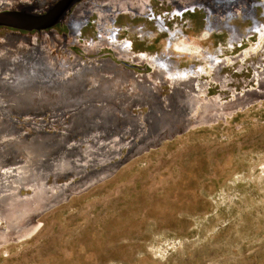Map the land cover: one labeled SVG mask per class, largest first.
Here are the masks:
<instances>
[{
  "label": "rangeland",
  "instance_id": "1",
  "mask_svg": "<svg viewBox=\"0 0 264 264\" xmlns=\"http://www.w3.org/2000/svg\"><path fill=\"white\" fill-rule=\"evenodd\" d=\"M3 1L16 6L0 21L20 25L0 26V62L43 71L25 70L23 88L21 70L0 65V173L10 164L40 189L10 179L7 197L46 200L17 213L21 228L12 215V231L0 225V264H264V0ZM100 19L124 56L96 47ZM165 78L199 83L198 101L161 95ZM50 90L87 98L55 107ZM73 112L88 120L65 123ZM53 115L64 131L50 130Z\"/></svg>",
  "mask_w": 264,
  "mask_h": 264
},
{
  "label": "bare ground",
  "instance_id": "2",
  "mask_svg": "<svg viewBox=\"0 0 264 264\" xmlns=\"http://www.w3.org/2000/svg\"><path fill=\"white\" fill-rule=\"evenodd\" d=\"M10 1V0H9ZM49 2H50V0H48ZM48 1H46V2H48ZM90 1H92V0H88L87 2H90ZM161 1H163V0H161ZM165 1V0H164ZM166 1H168V0H166ZM195 0H188V2H187V4H191V3H197V2H194ZM7 2V1H6ZM5 2V3H6ZM12 2V1H11ZM139 2V1H138ZM141 2V1H140ZM139 2V3H140ZM108 3V2H107ZM199 4H202V3H200V2H198ZM13 4V2L12 3H10L9 2V4H4V1L3 2H0V12H2V13H4V12H12L13 10H15V9H13L16 5H12ZM44 5H45V3H43ZM41 5V4H40ZM49 5V4H48ZM86 4H85V2L84 3H80L78 6H77V8H75L74 9V11H73V13H72V15L70 16V18L68 19V23H69V25H71V27H69V29H70V33H69V36H68V38H69V41L70 42H68V47L69 48H80V45H78V44H75V43H73V38H77V34H79V33H77V34H74L75 33V31H76V29H74L73 27H74V25H75V23L77 24L78 22H80L79 21V19H84L83 18V16L84 15H82L81 14V12H82V10H83V7L85 6ZM141 6H136V7H133V9H136L137 10V12L140 14V15H142V14H144V13H146V11H145V8H144V5H143V3L142 4H140ZM212 4H210V6H211ZM20 6V5H19ZM97 6H99V7H102L103 9H106V5H103V6H100V4L99 5H97ZM116 6H117V3H116ZM116 6H114L115 8H116ZM131 7L133 6L132 4L130 5ZM207 6V5H206ZM209 6V8H211ZM48 7V6H47ZM96 7V6H95ZM124 7H126V4L124 5ZM13 9V10H12ZM126 9H129V10H131L130 9V7H128V8H126ZM211 10V9H210ZM17 11V10H16ZM130 14H131V12H129ZM125 14V13H124ZM126 14H128L127 12H126ZM133 14V13H132ZM131 14V15H132ZM134 14H135V12H134ZM44 15V14H43ZM91 15V14H90ZM138 15V14H137ZM133 16V15H132ZM32 19V18H31ZM28 21H31V20H28ZM102 21H104V19H100V22H99V24H98V30H97V32L101 35V43L99 42H97L96 43V47H98V45H102L103 46V44H104V46L102 47V48H105V49H107L108 47H106V45L105 44H107V43H109V42H105V37L103 36V34L102 33H104V30H102L101 29V26L103 25V22ZM76 26V25H75ZM104 28V27H103ZM33 29H36V28H33ZM105 30H107L108 29V27L107 26H105V28H104ZM100 31V32H99ZM105 34V33H104ZM106 35H107V37H108V33H106ZM5 40H7V41H9V40H11L10 38H6ZM107 40H109L110 41V38L109 39H107ZM117 41H115V43H113V41L111 42V43H113V44H111V43H109L110 44V47H111V49L110 48H108L109 50H112L113 51V53H114V55H115V57H119L120 55H125V52H124V47H123V45L122 44H117L116 43ZM65 46H66V44H65ZM91 48V47H90ZM89 47H86V49H85V47H83V50H88L89 52L87 53V55L88 56H91V55H93V54H96L92 49H90ZM100 48V47H99ZM82 49V48H81ZM169 49V48H168ZM128 50V49H127ZM87 52V51H86ZM250 52V51H249ZM249 52H244V53H241V54H239L237 57H232L231 58V60H229V61H231L232 62V66H234V65H237V63L238 62H235V61H237V59L239 58L240 60L242 59V60H244L245 62H246V56H248V54H250ZM123 55V56H124ZM18 58V57H17ZM236 59V60H235ZM128 61H130L129 59H127ZM126 60V61H127ZM148 61L146 62V65L148 66H150L151 68H153L154 69V58H151V59H147ZM233 60V61H232ZM235 60V61H234ZM135 61L136 60H134L133 59V61H132V59H131V61L130 62H134L135 63ZM157 62V61H156ZM4 63H7V66H9V67H12V71H13V73H16V71H18V70H21V74H19V75H16V78L18 79V81L19 82H21L22 83V87L24 88V87H26V85H28L27 83H25L23 80L25 79L24 78V75L26 74V73H23L25 70H31L32 71V68H34L33 69V71H43V69H41L40 68V66H37V65H34L33 63H26V62H20L19 60H16V58H10V59H8L6 62H0V65H2V64H4ZM230 62H227V63H225L224 62V64H226V66H228V64H229ZM261 64V63H260ZM161 65V64H160ZM263 69H264V64H261L260 65ZM38 69V70H37ZM163 71V70H162ZM43 74H45V73H43ZM202 76H203V74H202ZM169 78V77H168ZM255 78H257L256 77V75H255ZM255 78H252L251 79V82H254V81H256V79ZM200 79H202V78H200ZM26 81V80H25ZM161 79H159V80H154V82H156L157 84H159L158 85V91L161 93V95H164V93H165V91H163V88H168V91H173V90H175V91H180V93L183 95V97H184V109H186V110H189V109H187V106H188V104L189 103H186L185 104V100H188V99H186V97H189V99L190 98H193L195 101H198L197 100V98H198V96L199 95H201V93L202 92H200V89L198 88V85H199V83H189V84H186V85H184V87L182 88V87H176V83H177V81L175 82L174 81V79L172 78V79H163L161 82ZM198 81H199V79H198ZM257 81H258V78H257ZM218 83V82H217ZM259 84V83H258ZM86 86L87 85H85V88H86ZM84 87V85H82L81 86V88H83ZM186 87V88H185ZM85 88H83V89H85ZM32 90H35V88H33ZM7 91V89H5L4 90V92H6ZM28 90H23V92H22V94L21 95H19L17 98L18 99H23V98H31V100H35V99H37L36 98V96H37V93H34V92H32V91H29V92H27ZM52 90H50L49 91V93H47L46 94V96L47 97H49V103L50 104H52L53 106H55V107H57L58 106V103L59 102H61V101H67L68 99H69V101H71L72 103H73V105H76V104H79L80 102H82L84 99H86L87 97H86V95L85 94H83V93H79V92H77V93H71V94H66V93H64V94H60V93H50ZM167 91V92H168ZM53 92V91H52ZM200 98V97H199ZM191 101V100H190ZM220 103V102H219ZM120 111H125L126 110V108H123V102H119V104H118V107H117ZM125 109V110H124ZM127 109H130V112H134L135 110H142V106H137L136 108H135V106H132V107H130V106H128L127 107ZM211 110H212V108H211ZM234 113H235V111H233ZM76 112H73V113H66L65 114V116H63L62 118V120L63 121H65V123H69L71 126L73 125V124H77V123H83L84 121L83 120H88V117H85V116H83L82 114L83 113H81V112H77L76 114H75ZM119 113V112H118ZM228 114V113H227ZM230 114V113H229ZM215 115V114H214ZM217 115V114H216ZM221 115V114H220ZM223 115V114H222ZM225 115V114H224ZM223 115V116H224ZM113 117L111 118V120H114L116 123L115 124H118V125H116V129H119V125H120V120H121V115L120 114H115V115H112ZM227 116V115H226ZM228 116H230V115H228ZM54 117V118H53ZM53 117H51V116H49L48 118H47V122L50 124V125H52V123L54 122V126H52L51 128L50 127H48V128H50V130L51 129H58V130H65L64 129V127H62L61 126V124H60V122H57L56 121V116H54L53 115ZM211 117V116H210ZM221 117V116H220ZM220 119V118H219ZM216 120V119H215ZM119 122V123H118ZM209 122H211L210 120L208 121V123ZM214 122V121H213ZM212 124V123H211ZM110 125V124H109ZM108 125V126H109ZM110 128V127H109ZM111 129V128H110ZM133 130H135V128H133ZM63 142H67V141H63ZM54 152V151H53ZM55 153V152H54ZM56 154H57V151H56ZM103 165V164H102ZM5 166V165H4ZM3 166V167H4ZM91 166H94L93 164L91 165ZM5 170L6 171H4L3 173L1 172L0 173V212L1 213H3V215H4V218H2V216H0V225H5L7 228H9L11 231H12V226L9 224V220H8V217L7 216H10V215H12L13 216V218H18V215H17V213H19V212H21V211H24V212H28L29 213V211L34 207H36V208H40V206L43 204V202L46 200H42L41 201V203L37 206V205H35V201L34 200H30V198H27V199H23V200H18L17 198L15 199V197H12V196H9V197H7V195H8V191L11 189V187H9L10 186V184H9V180L10 179H17V180H19L20 181V187H19V189H20V191H24V192H33V196H35L39 191H40V189L38 188V187H31V186H33L32 184H33V182H32V180L31 179H33V178H31V179H28V178H26V175L24 174V172L23 171H21L20 169L19 170H17L16 172L14 171V166H12V165H10V164H7L5 167ZM8 169V170H7ZM8 171V172H7ZM9 171H14V172H12V174H11V172L9 173ZM45 182H46V180H45ZM10 188V189H9ZM21 193V192H20ZM4 200L6 201V204L4 203ZM1 208H3L4 210L2 211V209ZM26 213H24V214H26ZM33 212H31L30 214H32ZM30 214L28 215V218H30ZM24 218V217H23ZM22 218V216H21V219H23ZM19 219V218H18ZM21 219H19V221H21L20 222V228L24 225V223H26V221H23V220H21ZM26 219V218H25ZM27 220V219H26Z\"/></svg>",
  "mask_w": 264,
  "mask_h": 264
},
{
  "label": "water",
  "instance_id": "3",
  "mask_svg": "<svg viewBox=\"0 0 264 264\" xmlns=\"http://www.w3.org/2000/svg\"><path fill=\"white\" fill-rule=\"evenodd\" d=\"M3 15H5L4 17H9V16H12V14L11 13H4ZM3 17V16H2ZM22 17V16H21ZM24 17V16H23ZM1 20V19H0ZM13 21H19V18H14V20H12V21H8L9 23H7V22H5V21H0V26H5V27H9V26H17V25H20V24H13Z\"/></svg>",
  "mask_w": 264,
  "mask_h": 264
}]
</instances>
